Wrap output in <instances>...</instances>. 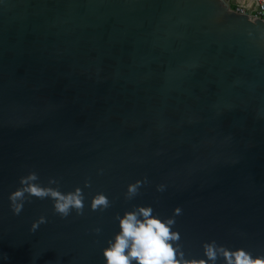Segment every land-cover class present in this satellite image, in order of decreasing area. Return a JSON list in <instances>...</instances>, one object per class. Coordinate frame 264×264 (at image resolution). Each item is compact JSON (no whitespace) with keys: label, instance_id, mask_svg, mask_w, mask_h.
I'll use <instances>...</instances> for the list:
<instances>
[{"label":"water","instance_id":"1","mask_svg":"<svg viewBox=\"0 0 264 264\" xmlns=\"http://www.w3.org/2000/svg\"><path fill=\"white\" fill-rule=\"evenodd\" d=\"M33 171L83 214L34 195L15 214ZM148 204L182 209L188 264L211 241L264 256V21L229 0H0V264H105L117 214Z\"/></svg>","mask_w":264,"mask_h":264},{"label":"clouds","instance_id":"2","mask_svg":"<svg viewBox=\"0 0 264 264\" xmlns=\"http://www.w3.org/2000/svg\"><path fill=\"white\" fill-rule=\"evenodd\" d=\"M147 182L137 180L127 186L125 196L128 200L134 199L140 188ZM21 187L10 194L11 207L15 214L19 215L23 210L24 199L27 195L37 197H49L53 200L54 210L62 218L68 217L75 209L83 214L85 208V195L80 188L71 192H62L51 185L58 184L55 177H50L48 186L40 183L39 174L30 172L20 179ZM158 191H164V185L157 186ZM111 202L103 194H97L90 203L93 210L109 208ZM182 213L180 207H176L173 214L168 217L159 215L155 208L148 205H134L117 214L118 231L107 241L102 250L105 264H188L179 243L181 233L176 229V217ZM46 222V217L33 223V230L41 223ZM97 233L102 229L97 227ZM207 260L199 261V264H217L222 260L223 264H264V256L256 255L245 248H227L218 245L215 241L205 244Z\"/></svg>","mask_w":264,"mask_h":264},{"label":"built area","instance_id":"3","mask_svg":"<svg viewBox=\"0 0 264 264\" xmlns=\"http://www.w3.org/2000/svg\"><path fill=\"white\" fill-rule=\"evenodd\" d=\"M232 10L239 15L264 21V0H238Z\"/></svg>","mask_w":264,"mask_h":264},{"label":"crops","instance_id":"4","mask_svg":"<svg viewBox=\"0 0 264 264\" xmlns=\"http://www.w3.org/2000/svg\"><path fill=\"white\" fill-rule=\"evenodd\" d=\"M238 0H229L231 8H234Z\"/></svg>","mask_w":264,"mask_h":264}]
</instances>
